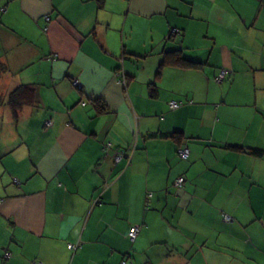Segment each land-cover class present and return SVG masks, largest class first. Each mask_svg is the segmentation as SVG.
I'll list each match as a JSON object with an SVG mask.
<instances>
[{"label":"crops","instance_id":"obj_1","mask_svg":"<svg viewBox=\"0 0 264 264\" xmlns=\"http://www.w3.org/2000/svg\"><path fill=\"white\" fill-rule=\"evenodd\" d=\"M124 256L264 264V0H0V264Z\"/></svg>","mask_w":264,"mask_h":264},{"label":"trees","instance_id":"obj_2","mask_svg":"<svg viewBox=\"0 0 264 264\" xmlns=\"http://www.w3.org/2000/svg\"><path fill=\"white\" fill-rule=\"evenodd\" d=\"M2 11V10H1ZM178 31V32H177ZM179 33V34H178ZM169 35L171 36H176V35H180V31L178 29H171L169 32ZM164 60L163 62L169 63L167 61H170V63L172 65H177V66H181V67H186V68H196L198 66L197 63H193V62H189L185 59H183L181 57V55H179L178 51H174V52H168L164 54ZM229 73H225L223 79L221 80V82L224 81V79L226 78V76ZM218 76V74L214 77V79ZM35 90L33 87L31 86H26V85H20L17 86L15 89H13L9 94H8V99H7V105L9 106V108L12 111V114L14 115V117H16L17 111L26 103H31L34 101V95ZM179 149V148H178ZM250 155L259 157L260 156V151L258 150H250L248 152ZM176 155H177V151H176ZM189 155V154H188ZM188 158V157H187ZM185 161V160H183ZM183 187V186H182ZM176 188V187H175ZM176 189H182V188H176ZM149 198V195L146 197ZM226 215V214H222ZM223 221V218H222ZM224 222V221H223ZM232 222V220H231ZM227 223V222H225ZM230 223V222H228ZM139 226V225H138ZM140 227V226H139ZM140 230V229H139ZM127 238V236H126ZM128 239V238H127ZM129 240V239H128ZM135 240V239H134ZM133 240V241H134ZM130 241V240H129ZM130 241V242H133ZM9 257V255L6 257L5 260H7ZM121 261H126V262H131L129 258H127L126 256L122 257L121 260L119 261V263ZM118 263V264H119ZM132 264V262H131Z\"/></svg>","mask_w":264,"mask_h":264},{"label":"built area","instance_id":"obj_3","mask_svg":"<svg viewBox=\"0 0 264 264\" xmlns=\"http://www.w3.org/2000/svg\"><path fill=\"white\" fill-rule=\"evenodd\" d=\"M44 20H45V21H48V17H44ZM225 73H226V72H224V71L219 72L218 76L214 79V81H215L216 83H221V80L223 79ZM118 83H119L120 85H122V86H125V82H124V80H122V79L119 80ZM72 86L75 87V88L81 89V86H80V84H79V82H78L77 80H73V81H72ZM81 105H82V106H85L86 104H85V103H82ZM178 106H179V104H177V103H175V102H169V103H168V107H169V109H171V110H175L176 108H178ZM50 126H51V123H50V122H47V123H46V127H50ZM188 153H189L188 148H187L186 146H182L181 148H179V149L177 150V157H178L180 160H186L187 157H188ZM123 157H125V154H124L123 152H119V153L116 154V156H115V162H118V161L121 160ZM183 183H184L183 178H182V177H179V178H177V179L175 180V182H174V187H176V188H182ZM95 203H96V202H94V204H95ZM222 218H223V221H224V222H227V223H228V222H231V217L228 216V215H223ZM139 229H140V227H139L138 225H132V226H130V227L128 228V230H127V233H126L127 238H128L130 241H133V240L136 238V236L138 235ZM68 248H69L71 251H73V252H75V251L77 250V246L74 245V244H70V245H68ZM7 256H8V254H7V253H4V258H6ZM119 264H131V262L128 263V262H126V261H121Z\"/></svg>","mask_w":264,"mask_h":264},{"label":"bare ground","instance_id":"obj_4","mask_svg":"<svg viewBox=\"0 0 264 264\" xmlns=\"http://www.w3.org/2000/svg\"><path fill=\"white\" fill-rule=\"evenodd\" d=\"M178 32V31H177ZM179 34V33H178Z\"/></svg>","mask_w":264,"mask_h":264}]
</instances>
